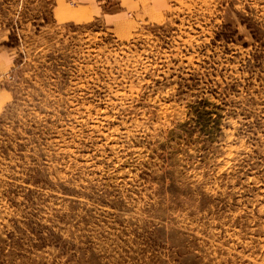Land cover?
Wrapping results in <instances>:
<instances>
[{"label": "rangeland", "instance_id": "1", "mask_svg": "<svg viewBox=\"0 0 264 264\" xmlns=\"http://www.w3.org/2000/svg\"><path fill=\"white\" fill-rule=\"evenodd\" d=\"M167 1L0 0V264H264V0Z\"/></svg>", "mask_w": 264, "mask_h": 264}, {"label": "crops", "instance_id": "2", "mask_svg": "<svg viewBox=\"0 0 264 264\" xmlns=\"http://www.w3.org/2000/svg\"><path fill=\"white\" fill-rule=\"evenodd\" d=\"M54 16L67 21H90L103 18L110 28L127 31L131 23L153 22L168 6L167 0H118L107 7V0H55ZM127 26V27H126ZM9 35L0 31V78L14 66L15 52L7 46ZM0 95L2 92L0 91Z\"/></svg>", "mask_w": 264, "mask_h": 264}, {"label": "built area", "instance_id": "3", "mask_svg": "<svg viewBox=\"0 0 264 264\" xmlns=\"http://www.w3.org/2000/svg\"><path fill=\"white\" fill-rule=\"evenodd\" d=\"M8 75V74H7Z\"/></svg>", "mask_w": 264, "mask_h": 264}]
</instances>
